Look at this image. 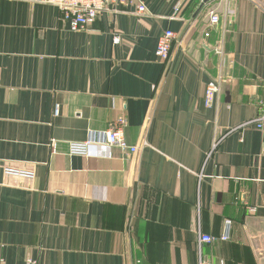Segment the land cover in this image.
<instances>
[{
  "label": "crops",
  "instance_id": "obj_1",
  "mask_svg": "<svg viewBox=\"0 0 264 264\" xmlns=\"http://www.w3.org/2000/svg\"><path fill=\"white\" fill-rule=\"evenodd\" d=\"M131 1L73 32L55 5L0 0V264H264V130L241 126L264 102V0ZM117 117L139 152L70 153Z\"/></svg>",
  "mask_w": 264,
  "mask_h": 264
},
{
  "label": "built area",
  "instance_id": "obj_2",
  "mask_svg": "<svg viewBox=\"0 0 264 264\" xmlns=\"http://www.w3.org/2000/svg\"><path fill=\"white\" fill-rule=\"evenodd\" d=\"M31 1L35 3L41 4H52L55 5L61 16L62 23L67 27L68 30L77 32L79 30H84L90 28L94 21L99 16L98 14L101 12H110V14L119 13L125 10V7L132 3L131 0H25ZM220 2H226L227 0H219ZM226 7V5H225ZM135 14L139 16L145 15L147 13V7L141 2L136 4L135 10L133 11ZM224 12L229 13L228 7L224 10ZM220 20V12L217 7H212L209 10L206 20L205 26L209 28L215 24H217ZM210 34L209 29H206L204 34L205 38ZM176 36V33L172 30L165 29L158 36L156 43V51L155 57L158 62L165 63L170 59L171 56V44ZM117 41L118 38L115 37ZM203 45L210 46L207 40L203 41ZM223 44L218 42L215 44L214 51L215 53L222 55L223 54ZM220 81L209 82L205 87V107L212 106L215 101H217L218 92L220 89ZM264 102L262 100L258 101V108L260 109V114L255 118L254 121H246L241 124L247 125L249 123H254L256 127L264 130V111H263ZM55 113L57 114V107L55 108ZM126 125V120L123 117H117L112 121V123L108 126L107 129L96 132V134H92L89 139L86 141L80 142H71L70 143V153L75 155H89L90 148L92 146L99 147H113L116 146L123 151H129L132 154H135L140 151L142 147L147 145L146 141H141L140 144H130L126 142L124 128ZM217 143L214 144L212 148H215ZM3 174L7 177L12 178H21L25 183H32L34 180V170L23 167V165L18 164H6L3 166ZM250 212H255L254 207L249 208ZM199 238L201 243H211V242H220L227 241L229 239L228 231L224 232L219 236L207 235L199 233ZM6 264V263H2Z\"/></svg>",
  "mask_w": 264,
  "mask_h": 264
},
{
  "label": "trees",
  "instance_id": "obj_3",
  "mask_svg": "<svg viewBox=\"0 0 264 264\" xmlns=\"http://www.w3.org/2000/svg\"><path fill=\"white\" fill-rule=\"evenodd\" d=\"M200 4V0H191L189 3V6L187 10L192 11L195 7H197Z\"/></svg>",
  "mask_w": 264,
  "mask_h": 264
},
{
  "label": "water",
  "instance_id": "obj_4",
  "mask_svg": "<svg viewBox=\"0 0 264 264\" xmlns=\"http://www.w3.org/2000/svg\"><path fill=\"white\" fill-rule=\"evenodd\" d=\"M209 0H203V2L200 4V8L205 4V2H207Z\"/></svg>",
  "mask_w": 264,
  "mask_h": 264
}]
</instances>
